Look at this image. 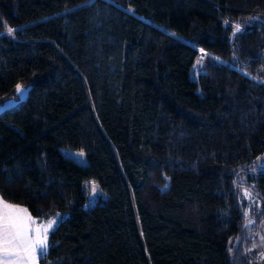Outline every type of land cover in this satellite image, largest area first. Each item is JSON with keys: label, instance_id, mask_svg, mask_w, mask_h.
<instances>
[{"label": "trees", "instance_id": "obj_1", "mask_svg": "<svg viewBox=\"0 0 264 264\" xmlns=\"http://www.w3.org/2000/svg\"><path fill=\"white\" fill-rule=\"evenodd\" d=\"M0 33V197L65 216L40 264H264V0H0Z\"/></svg>", "mask_w": 264, "mask_h": 264}, {"label": "snow or ice", "instance_id": "obj_2", "mask_svg": "<svg viewBox=\"0 0 264 264\" xmlns=\"http://www.w3.org/2000/svg\"><path fill=\"white\" fill-rule=\"evenodd\" d=\"M235 28L240 31V25ZM13 31L9 29L8 34ZM25 91L20 85L16 86L18 95L22 96ZM92 184V192L95 193L96 186L94 182ZM57 223L58 218H52L46 224H37L26 208L0 197V264H37L38 259L47 254L48 236Z\"/></svg>", "mask_w": 264, "mask_h": 264}, {"label": "rangeland", "instance_id": "obj_3", "mask_svg": "<svg viewBox=\"0 0 264 264\" xmlns=\"http://www.w3.org/2000/svg\"><path fill=\"white\" fill-rule=\"evenodd\" d=\"M199 52H200V59H199V62L197 63V68L200 70V67H202L201 66L202 65V61L207 56V54L205 52H203L202 50H199ZM210 61L213 64H216V65H224L225 64V65H229V66H232V67H237L234 63L229 62L227 60H223V59H221L219 57H215V56H211L210 57ZM255 79L259 80L258 78H255ZM62 152H63V154L66 157L74 159L77 163L82 164V165L86 164L85 154L83 156L79 155V153H81L83 151H75V150L63 149ZM92 182H94L95 186H96V192L95 193L92 192V187H93ZM83 191H84L85 194L88 195V198H89L88 203L86 204V208L93 207L99 200L105 199L107 197L106 194L100 189L98 183L95 180L86 181L84 183V186H83ZM244 200L246 201V204H247L246 216L249 217L250 209L253 207V205L255 204L256 200L251 194H249L247 192L244 193ZM52 218H58V223H59L61 220H63L65 218V216L60 214V213H57ZM34 220L37 222V224H40V223L46 224L47 221H48V220H39V219H36V218H34ZM58 223L56 225H54V228H56ZM253 225H254L253 219H249L248 220V226L252 227ZM252 238L256 239L258 242H263L264 243V223L262 224L260 229L252 235ZM260 248H263V246H260ZM260 248H258V250H260ZM39 259H38L37 264H40L39 263ZM262 261L263 260L261 258H254V263L253 264H260V263H262Z\"/></svg>", "mask_w": 264, "mask_h": 264}, {"label": "water", "instance_id": "obj_4", "mask_svg": "<svg viewBox=\"0 0 264 264\" xmlns=\"http://www.w3.org/2000/svg\"><path fill=\"white\" fill-rule=\"evenodd\" d=\"M22 88L26 89V91L23 93L22 96L18 95L17 92L15 91V96L18 99L12 98V99H9V100L5 101L4 103L0 104V115H2L4 112H6L10 109L17 107L20 103L26 101V99L28 98V95H29V91L31 90V86H29L27 88H24V87H22Z\"/></svg>", "mask_w": 264, "mask_h": 264}]
</instances>
